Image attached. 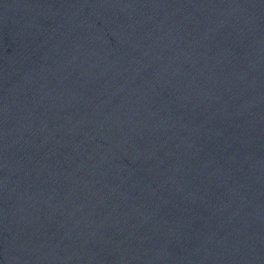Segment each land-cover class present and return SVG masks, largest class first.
<instances>
[{"label": "water", "instance_id": "1", "mask_svg": "<svg viewBox=\"0 0 264 264\" xmlns=\"http://www.w3.org/2000/svg\"><path fill=\"white\" fill-rule=\"evenodd\" d=\"M0 264H264V0H0Z\"/></svg>", "mask_w": 264, "mask_h": 264}]
</instances>
